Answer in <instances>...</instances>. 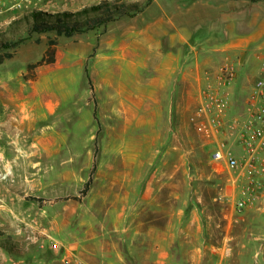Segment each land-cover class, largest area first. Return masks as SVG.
<instances>
[{"label": "rangeland", "instance_id": "1", "mask_svg": "<svg viewBox=\"0 0 264 264\" xmlns=\"http://www.w3.org/2000/svg\"><path fill=\"white\" fill-rule=\"evenodd\" d=\"M102 1L65 0L59 7L56 0H43L44 10H38L41 5L27 9L23 0H0V39L2 33L9 39L27 37L26 21L10 27L33 11L54 13L65 4L81 7V11ZM108 1L137 3L140 12L72 38L35 34L19 47L12 61L36 63L45 55L48 40H57L55 64L33 71L11 68L26 69L23 80L30 82L31 94L36 101H52L54 112L48 119L39 118L29 132L17 131L19 154L30 158L18 164L20 183L32 187V197L41 201H32L36 220L28 218L20 225L0 228V252L14 260L12 264L15 260H22L20 264H64L71 257L87 264L73 253V244L90 239L102 228L106 236L110 234L111 193L124 184L119 174L129 172L134 178L135 173L146 172L151 177L157 172L161 184L171 185L179 180L162 174L171 176L180 170L197 179L196 190L190 191L188 179L181 178L187 212L182 244L175 247L179 264H191L187 254L195 245L204 253L199 264H264V187H250L246 178L225 165L217 172L210 148L191 122L209 77L204 75L207 81L190 110L181 115L150 114L149 57L143 46L151 38L156 48L169 53L176 38L172 52L182 54L181 62H222V69L233 65L239 82L232 100L234 112L228 115L246 117L247 98L264 79V0ZM19 4L22 8H17ZM17 12L22 15L12 18ZM160 21L162 25H158ZM245 45L249 51L245 57L239 56L237 51ZM125 47L133 49L138 62L109 61ZM215 48H225V55L214 58ZM250 64L254 67L249 68ZM162 122L167 124L165 130ZM8 171L12 175L13 168L5 163L0 173ZM11 175L0 184L11 182ZM90 180L89 191L83 195ZM227 185L226 201L221 202ZM240 201L247 203L244 209H239ZM193 211L197 220L191 225ZM166 222L157 224L165 226ZM197 239L198 244L191 243ZM52 243H58L60 250L53 251Z\"/></svg>", "mask_w": 264, "mask_h": 264}, {"label": "crops", "instance_id": "2", "mask_svg": "<svg viewBox=\"0 0 264 264\" xmlns=\"http://www.w3.org/2000/svg\"><path fill=\"white\" fill-rule=\"evenodd\" d=\"M13 1L21 2L22 0ZM42 1L23 0V3L28 9L32 5L35 7L41 5ZM62 2L65 0H56V6L62 5ZM37 9L44 10L42 5ZM80 9L82 8L74 7L73 4H65L61 10L54 13L75 12ZM21 15L22 13L17 12L12 18ZM162 24L163 21L158 23V25ZM125 37L127 38V34ZM146 39L143 46L147 47L149 57L148 112L159 116L181 115L190 110L194 99L199 98L200 89L207 81L204 75L209 77V85H215L221 75L222 62H205L204 59H200L201 62H181L182 54L176 55L172 52L176 48V42H174L176 38L172 40V48L168 49L169 53H166V49L156 48L158 45L153 44L151 38ZM247 50L249 51L248 46L245 45L237 51V54L245 57ZM220 55H225V48L213 50L214 58ZM14 59L0 66V138L3 139V142H0V171L5 169V163L11 164L13 168L11 182L0 184V228L20 225L28 218L29 221L36 220V207L29 200L34 191L32 187L23 186L20 183L18 164L29 161L30 158L19 154L21 144L17 140V131L29 132L39 118L48 119L54 112L52 101H36V95L31 94L30 82L23 80L26 69H11L15 66L28 68L32 63L12 62ZM109 61L138 62L133 49L129 47L119 48L116 57ZM251 66L254 67L252 64L248 67L251 68ZM237 68L240 69V66ZM238 82L239 80L234 81L226 88V94L230 99L229 106L225 108L227 114L234 112L232 100ZM136 100L133 101L136 102ZM125 110L128 113V109L125 108ZM165 123H161L163 130L167 127ZM211 163L218 172L222 165ZM119 175L124 179V184L120 185L117 182L119 186L116 192L111 193L113 199L109 209L112 225L110 234L107 233L108 236H106L102 228L99 234L90 239L74 242L73 253L82 257L87 264H172L173 262L179 264L180 255L176 253L175 247L176 243L182 244V224L187 212V208L183 206L181 178L188 179L191 191L196 190L193 186L196 176L180 170L172 173L171 176L162 174L166 178L173 176L179 180L178 184L168 185V183H160L161 177L157 172L151 177L146 172L135 173L137 176L134 178L129 177V172ZM113 185L114 183L111 184V191H114ZM228 187L229 185L224 188L219 198L221 202L226 198ZM196 216L194 211L190 214L191 225L197 220ZM160 220H166V225L157 224ZM194 242L191 243L198 244L200 241L197 239ZM191 248L192 250L187 254L188 261L191 264H199L204 253L198 245ZM12 261L14 260L4 252H0V264H12ZM15 261L13 264L23 263L22 260Z\"/></svg>", "mask_w": 264, "mask_h": 264}, {"label": "built area", "instance_id": "3", "mask_svg": "<svg viewBox=\"0 0 264 264\" xmlns=\"http://www.w3.org/2000/svg\"><path fill=\"white\" fill-rule=\"evenodd\" d=\"M17 8H22L19 4ZM217 84L205 88L191 118L196 133L210 148L214 164L225 165L246 178L249 186L264 187V79L258 81L246 101V117H230L223 108L230 99L226 88L237 78L236 68L226 64ZM11 172L0 173V183L9 179ZM247 203L240 201L239 209ZM44 248V246H41ZM51 249L59 251L60 245L52 243ZM64 264H83L76 257L64 259Z\"/></svg>", "mask_w": 264, "mask_h": 264}, {"label": "trees", "instance_id": "4", "mask_svg": "<svg viewBox=\"0 0 264 264\" xmlns=\"http://www.w3.org/2000/svg\"><path fill=\"white\" fill-rule=\"evenodd\" d=\"M138 4H127L118 1H102L100 4L86 7L85 9L72 12L46 13L43 11H33L29 16L18 19L11 24L20 25L26 21L29 26L27 37L20 36L17 39L2 38L0 39V66L6 61L15 58L19 47L28 41L35 34H56L58 38H72L79 34L92 32L102 26L108 25L114 20L127 16L131 13L140 12L137 8ZM57 40L49 39L47 42V50L40 61L30 64L29 71H33L39 67L53 65L56 63L57 56ZM91 180L86 184L83 195H86L91 186ZM29 200L40 202V198L31 197Z\"/></svg>", "mask_w": 264, "mask_h": 264}, {"label": "bare ground", "instance_id": "5", "mask_svg": "<svg viewBox=\"0 0 264 264\" xmlns=\"http://www.w3.org/2000/svg\"><path fill=\"white\" fill-rule=\"evenodd\" d=\"M139 105H141V103H140ZM139 107H140V106H139Z\"/></svg>", "mask_w": 264, "mask_h": 264}]
</instances>
